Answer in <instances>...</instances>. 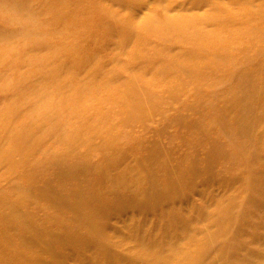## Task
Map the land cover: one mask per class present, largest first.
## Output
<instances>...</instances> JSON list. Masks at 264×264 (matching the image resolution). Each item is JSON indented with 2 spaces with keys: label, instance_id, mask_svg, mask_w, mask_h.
I'll return each mask as SVG.
<instances>
[{
  "label": "rangeland",
  "instance_id": "obj_1",
  "mask_svg": "<svg viewBox=\"0 0 264 264\" xmlns=\"http://www.w3.org/2000/svg\"><path fill=\"white\" fill-rule=\"evenodd\" d=\"M0 147V264H264V0H0Z\"/></svg>",
  "mask_w": 264,
  "mask_h": 264
},
{
  "label": "bare ground",
  "instance_id": "obj_2",
  "mask_svg": "<svg viewBox=\"0 0 264 264\" xmlns=\"http://www.w3.org/2000/svg\"><path fill=\"white\" fill-rule=\"evenodd\" d=\"M229 102H231V107L229 109V112L230 113H234L235 117H236V120H241V118L243 116H240L239 114L235 113L234 109L235 108H246V109H249V107L245 104H243V101H241V98L238 97V96H233L232 98H230L228 100ZM243 106V107H242ZM10 133H12V131H9ZM159 158L158 159H155L153 160L150 165L151 166H156V167H160L161 169H165L167 172L169 171H172V169H170L169 165H168V159H164L163 157L161 158L160 155L157 153V152H154ZM208 153V157H207V160L209 162V158L211 156V154L213 153V151L211 150H208L207 151ZM10 154V150H5L3 149L2 147H0V155H9ZM61 159L64 160L63 162H61ZM59 159L57 162H56V172L58 173V178H55L54 176L52 177L51 181L50 182H46V184H44L41 188H40V192L39 193H35L34 191L30 190L31 191V195L36 198V199H39L40 197H45L46 199L49 200L48 196L53 200L55 197H59L61 200H64V198L61 196V189L65 188L66 186V183L65 181L67 179H70L71 176L73 175V171L71 170V167H69L68 165V162L67 164L65 163V161L68 159L66 158V156L63 158ZM75 164V163H74ZM110 164L112 166H117L118 165V161H111ZM82 166V167H80ZM84 165H77L76 167V170L74 171H82L84 170ZM191 171L194 173L195 171H197V168L193 165H191ZM125 175V172L124 171H115V172H112L108 175V179L111 183L115 184L117 183V179L119 177H123ZM158 191L155 190L154 193H156ZM73 192L75 193L76 195V198H77V201L79 203H82L84 202V199L82 198L81 196V191H80V188L79 187H75L73 189ZM30 195V193H29ZM55 201H59V200H55ZM3 221L5 223H9L7 222L5 219H3ZM8 221H16L17 223H23V219L22 217L16 213L15 211L8 217ZM211 223L209 222V225ZM208 238H212L211 235L209 233L206 234L205 236V240L208 239ZM207 241V240H206ZM39 243V242H38ZM158 260L159 261H163V258L158 255L157 256Z\"/></svg>",
  "mask_w": 264,
  "mask_h": 264
}]
</instances>
